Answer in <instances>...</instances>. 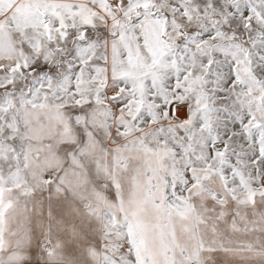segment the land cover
<instances>
[{"label":"snow or ice","instance_id":"1","mask_svg":"<svg viewBox=\"0 0 264 264\" xmlns=\"http://www.w3.org/2000/svg\"><path fill=\"white\" fill-rule=\"evenodd\" d=\"M0 264H264V0H0Z\"/></svg>","mask_w":264,"mask_h":264}]
</instances>
